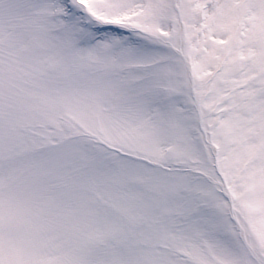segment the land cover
<instances>
[{
    "label": "snow or ice",
    "instance_id": "snow-or-ice-1",
    "mask_svg": "<svg viewBox=\"0 0 264 264\" xmlns=\"http://www.w3.org/2000/svg\"><path fill=\"white\" fill-rule=\"evenodd\" d=\"M0 264H264V0H0Z\"/></svg>",
    "mask_w": 264,
    "mask_h": 264
}]
</instances>
